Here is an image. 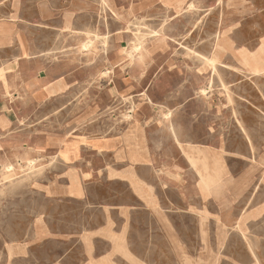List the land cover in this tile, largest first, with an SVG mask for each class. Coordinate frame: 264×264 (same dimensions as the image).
<instances>
[{
    "label": "crops",
    "instance_id": "crops-1",
    "mask_svg": "<svg viewBox=\"0 0 264 264\" xmlns=\"http://www.w3.org/2000/svg\"><path fill=\"white\" fill-rule=\"evenodd\" d=\"M186 1L110 0L119 19L104 5L114 32L97 55L82 46L107 37L101 0H45L28 20L13 1L0 21V50L12 51L0 68V168L35 165L30 189L45 208L5 244L3 264H264V161L236 169L229 149L199 137L206 75L169 67L164 30L144 62L123 52L130 21Z\"/></svg>",
    "mask_w": 264,
    "mask_h": 264
},
{
    "label": "rangeland",
    "instance_id": "rangeland-1",
    "mask_svg": "<svg viewBox=\"0 0 264 264\" xmlns=\"http://www.w3.org/2000/svg\"><path fill=\"white\" fill-rule=\"evenodd\" d=\"M13 1L0 0V21L10 18ZM19 1L23 10L21 15L28 20L30 7L45 0ZM183 2L185 0H180V5ZM102 7L99 24L109 37V32H114L110 16H114L103 4ZM181 9L177 14L169 12L164 16L157 10L145 18H134L121 33H126L129 40H136L150 30H164L171 43L167 60L169 67L197 69L206 75L202 79L197 78L196 83L199 137L211 135L209 144L229 149L230 165L236 169L246 164L257 165L258 160L264 161V154H261L264 150V76L256 75L264 66L261 52L264 0H187ZM110 10L116 14L111 4ZM25 31L29 34V29ZM219 33L226 35L220 37ZM87 35L88 40L94 36L97 40L94 46L93 42L90 43L95 55L103 53L104 46L109 48L110 39H106L104 45L105 40L101 38L104 36L99 32ZM155 47L161 51V37L155 40ZM11 58L12 51L0 50V68L9 65ZM213 62L218 66L216 70L211 67ZM186 79L189 84V76ZM202 102H208V111L202 109ZM206 116L212 117L213 123L204 127L201 121ZM188 159L195 170L204 164L202 158ZM5 171L0 168V264H3L5 244L21 237L30 227V215L45 208L40 200H33L35 195L30 189L31 178L37 175L35 165L32 168L29 164L16 166L10 174Z\"/></svg>",
    "mask_w": 264,
    "mask_h": 264
},
{
    "label": "bare ground",
    "instance_id": "bare-ground-1",
    "mask_svg": "<svg viewBox=\"0 0 264 264\" xmlns=\"http://www.w3.org/2000/svg\"><path fill=\"white\" fill-rule=\"evenodd\" d=\"M3 1H5V0H3ZM102 1V3H103V5H105L106 7H108L109 9H110V4H111V2H109V0H101ZM164 3L165 4H167V5H173V6H181L180 5V0H164ZM48 6V5H47ZM192 6H193V4H191L190 3V7L192 8ZM43 7V6H42ZM189 8V7H188ZM116 16H117V14H115ZM5 17V16H4ZM7 17V16H6ZM118 17V16H117ZM3 19V18H2ZM10 21V20H9ZM130 24V23H129ZM138 25H140V24H138ZM144 25H145V23H144ZM4 26H5V23H0V34H2L3 33V30L4 31H6L7 29H4ZM142 26V25H141ZM134 27H135V24H134ZM258 27V26H257ZM144 28V27H143ZM135 29V28H134ZM140 31V30H139ZM83 35V34H82ZM86 35V34H85ZM219 36L221 35V36H223V35H226V34H224L223 33V35L221 34V33H219L218 34ZM141 36V35H140ZM220 36V37H221ZM86 37H88V35L86 36ZM161 37V30H150L148 33H145L143 36H141V37H139V38H137L136 40H134V39H130V46H129V48L128 49H125L123 52L126 54V56L128 57V58H130L131 60H132V62L133 61H135L136 59H138V62L139 63H142V62H144L145 61V59L146 58H148L149 56H151L152 54H154V53H156L157 51H159L156 47H155V40L157 39V38H160ZM219 37V38H220ZM108 37H106V39H107ZM217 38H218V36H217ZM106 39H105V42H104V44L106 43ZM93 41H88V42H86L83 46H82V48H83V50H85V51H90V50H92V46L90 45V43H92ZM109 42V41H108ZM107 42V43H108ZM263 44H261L262 45V47H261V52H262V54H263V56H264V41L262 42ZM103 46V45H102ZM106 47V46H105ZM106 49V48H105ZM57 50H59V49H57ZM188 50V49H187ZM42 52V51H41ZM53 52V51H52ZM59 52H60V50H59ZM53 53H55V52H53ZM83 53V52H82ZM96 53V52H95ZM134 53H138L139 55L138 56H136ZM45 55V54H44ZM55 55V54H54ZM187 55V54H186ZM197 55V54H196ZM200 57V56H199ZM264 59V58H263ZM200 61V60H199ZM204 61V60H203ZM205 62V61H204ZM202 63V62H201ZM195 66V65H194ZM211 67H212V69L213 70H216V67H218V66H216V63L215 62H213L212 63V65H211ZM107 71V70H106ZM105 72V71H104ZM108 72V71H107ZM106 72V73H107ZM103 75H105V74H103ZM256 75H257V77H259V76H264V66H263V68H261V69H259L258 71H257V73H256ZM2 79V78H1ZM200 92V91H199ZM203 93V92H202ZM207 93V92H206ZM203 95V94H202ZM229 99H230V97H229ZM76 100H77V98H76ZM145 100H146V98H145ZM230 106V105H229ZM227 108V107H226ZM215 109V108H214ZM156 110V109H155ZM182 110H183V108H182ZM230 110V109H229ZM184 111V110H183ZM120 112V111H119ZM176 114V113H175ZM113 116V115H112ZM166 116L169 118L170 116H171V113H168V114H166ZM237 116V115H236ZM127 117H129V116H127ZM164 118V117H163ZM116 119V118H115ZM203 119V118H202ZM215 119V118H214ZM111 124V123H110ZM82 132V131H81ZM177 132H178V129H177ZM222 133V132H221ZM108 135V133L106 134V136ZM119 136V135H118ZM108 137H109V135H108ZM84 139V138H83ZM157 141V140H156ZM86 143V142H85ZM152 144H154V143H152ZM158 145H159V143H157ZM157 144H156V146H157ZM155 145V144H154ZM87 146V145H86ZM156 146H154V147H156ZM59 148H60V146H59ZM87 148H89V147H87ZM85 151V150H84ZM224 153H226V152H224ZM62 159V158H61ZM21 163V162H20ZM31 163V162H30ZM32 165H33V163H32ZM54 166H55V164H54ZM53 166V167H54ZM30 167V166H29ZM32 168V167H31ZM6 171L10 174V173H12L13 171H14V168L12 167V166H7L6 168ZM33 170V169H32ZM55 170V169H54ZM5 171V172H6ZM34 171V170H33ZM176 171V170H175ZM29 173V172H28ZM174 173V172H173ZM31 175V174H30ZM219 178V177H218ZM23 179H24V177H23ZM212 180H213V178H212ZM207 183H209V182H207ZM214 184V183H213ZM215 185V184H214ZM223 186V185H222ZM255 191V190H254ZM253 191V192H254ZM211 193V192H210ZM202 211V210H201ZM203 220V219H202ZM203 222V221H202ZM201 225H202V223H201ZM238 227V226H237ZM224 228V227H223ZM204 235V234H203ZM252 242V241H251ZM250 245V244H249ZM254 244H252L251 245V247L253 246ZM255 247V246H254ZM250 248V247H249ZM255 250V249H254ZM253 250V251H254ZM252 251V250H251ZM252 251V252H253ZM255 252V251H254ZM253 254V253H252ZM256 256V255H255ZM198 257V256H197ZM192 259V258H191ZM218 259V258H217ZM255 259V258H254ZM194 260V259H193ZM257 261V260H256ZM189 262V261H188ZM258 262V261H257Z\"/></svg>",
    "mask_w": 264,
    "mask_h": 264
}]
</instances>
